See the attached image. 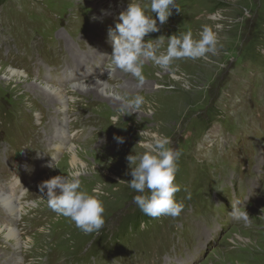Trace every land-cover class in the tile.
<instances>
[{"label": "rangeland", "instance_id": "rangeland-1", "mask_svg": "<svg viewBox=\"0 0 264 264\" xmlns=\"http://www.w3.org/2000/svg\"><path fill=\"white\" fill-rule=\"evenodd\" d=\"M100 1L0 0V192L18 197L24 190L21 203L33 206L22 216L0 207V227L13 226L19 242L17 249L0 237V264H264V0H176L179 10L144 39L162 41V52L167 37L191 31L199 39L209 26L218 35L211 63L181 58L164 68L145 59L143 82L110 71L105 96L119 105L87 104L88 97L73 94L75 102L60 113L55 99L31 87L71 94L62 73L77 74L90 53L97 72L86 82L104 75L112 53L108 29L129 0H106L118 11L114 19L100 16ZM137 2L151 14L150 0ZM79 59L86 64L80 67ZM9 68L24 78L7 81ZM137 95L145 103L128 107ZM113 116L120 117L117 125ZM49 128L56 137L47 135ZM142 129L167 135L181 153L175 199L184 209L176 218L146 216L132 202L137 193L122 182L131 180L126 156L143 151ZM64 130L70 141L60 135ZM68 151L78 154L73 164ZM71 171L81 173L84 191L102 186L99 231L85 234L41 198L42 181ZM237 201L247 224L230 214Z\"/></svg>", "mask_w": 264, "mask_h": 264}, {"label": "clouds", "instance_id": "clouds-1", "mask_svg": "<svg viewBox=\"0 0 264 264\" xmlns=\"http://www.w3.org/2000/svg\"><path fill=\"white\" fill-rule=\"evenodd\" d=\"M173 8L179 10L176 0H150L151 14H146L145 7L137 0H129L126 9L119 13V22L107 32L108 41L112 45L108 70H122L143 82L145 59L164 68L173 60L181 58L203 59L211 63L209 54H218V35L209 26L202 27L198 34L199 39H194L191 31L167 37L168 45L162 52L157 50L162 41L144 39L148 34L160 31V26L167 22ZM152 13H155V18ZM71 99L75 102L76 98ZM126 103L128 107L139 109L145 101L142 96L137 95ZM112 120V125H117L120 117L113 116ZM138 135L140 140L137 144L143 151L126 156L129 169L127 174L131 176V180L122 182L137 193L132 202L143 214L152 218H176L184 209L183 203L175 199V193L180 191L175 178L181 153L172 146L171 138L159 131L142 129ZM114 138L119 143L124 142L123 137ZM54 165L49 167H55ZM80 175L79 171L56 175L42 181L38 188L41 198L47 201L50 209L58 215L70 218L78 229L90 234L99 231L104 224L105 209L100 199L104 192L101 185L93 187L91 192L82 190ZM232 209L230 214L234 220L243 221L245 224L250 222L244 205L239 201L232 204Z\"/></svg>", "mask_w": 264, "mask_h": 264}, {"label": "bare ground", "instance_id": "bare-ground-1", "mask_svg": "<svg viewBox=\"0 0 264 264\" xmlns=\"http://www.w3.org/2000/svg\"><path fill=\"white\" fill-rule=\"evenodd\" d=\"M100 2H102V4H100V6L105 9V10H102V13H100V16H105V17L110 18V19H114L115 17L118 16V11H116V8L114 7V5L111 2H108L106 0H101ZM90 55L92 57L91 58L88 57L89 62H90V60L95 59V58H93L94 54L90 53ZM70 57L74 63V61L76 60V54L72 53ZM89 62L85 66L86 69L85 68L83 69L82 66L86 63H83L80 59L77 60L76 63L80 67H82L77 74L69 73L68 69L64 70V72L62 73V76H66L64 80L67 82H71L70 86L72 88V90H71L72 95L69 94L70 92L69 93L64 92V89H54V88L48 87V85H46V84H45L46 86L41 85L42 86V92H40V90L37 89L36 86H32L31 88L33 89V92H37V94H39L40 97H43L44 100L49 101L51 99H55L57 101V103L61 105V108L59 109L60 113L65 112L66 107H68V101L71 100L73 94L75 96H78V97H80V96L88 97V99H85V102L87 104L106 101L108 103L119 105V102H117L115 99L105 96L107 94V92H106V87H107V82H108L107 79L110 78V71L109 70H107V69L104 70V72H103L104 75H102L100 78L95 79V80H89V82H86L87 80L85 78L87 76H89L90 74H92L94 72H97V71L93 70L94 69V67H93L94 62L93 63H92V61H91V63H89ZM66 71H67V75H65ZM21 78H24V74L22 73V71H17V70L10 69V68L7 70V73H6V80L7 81H11V82H13L14 80L18 81ZM82 78L85 79V82H84L85 84L82 82L84 80ZM85 85H86V88L84 89L83 87H85ZM60 113H59V116H60ZM59 123L60 122H58V124ZM51 125H53V123ZM51 128H49L47 135H49L50 137L51 136L56 137L57 135L52 132L53 129H51ZM65 134H66L65 130L60 133V135L63 136V139H67L68 141H70L71 136L68 138ZM48 139H50V138L48 137ZM78 146L80 147L81 145H78ZM55 150L57 152H60L62 150V147L60 145L56 146ZM68 152H69L68 154L70 155V158H69L70 162L72 164L75 163L77 160L76 157L78 156V154L75 152H72V151H68ZM53 153L51 154L50 157H53V155H54ZM44 162H46L45 167H47L48 160H44ZM39 177H38V179H39ZM10 190L11 189H9L8 191H10ZM8 191L5 193L0 192V207L2 209H4L6 211V213H8L12 216H14V215L20 216V214L22 216V214L25 212V209L28 208V206L30 208L33 207L31 204H28V205L24 204L23 205L21 203L22 200H20L19 197L24 195L22 192L19 195H17L18 197H15L12 192H8ZM8 217H9V215H8ZM8 223H11V220H9ZM1 236L3 237V239L6 242L11 241V244L14 243L16 248L18 249L19 242H18V238H17V231L13 226H11L10 228H8L7 226H3V227L1 226L0 227V237ZM200 243H202V242L200 241ZM201 246H203V243L201 244ZM186 258L189 260L190 256H188ZM2 262H5V261H2Z\"/></svg>", "mask_w": 264, "mask_h": 264}]
</instances>
